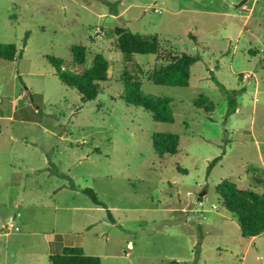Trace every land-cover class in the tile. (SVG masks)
I'll return each instance as SVG.
<instances>
[{"label": "rangeland", "instance_id": "obj_1", "mask_svg": "<svg viewBox=\"0 0 264 264\" xmlns=\"http://www.w3.org/2000/svg\"><path fill=\"white\" fill-rule=\"evenodd\" d=\"M241 1L0 0V43L21 52L0 63V264H51L64 246L100 264H264V232L243 237L216 193L223 179L264 193V0ZM115 27L157 36L161 54L124 57ZM80 43L85 65L70 53ZM169 51L201 56L187 87L147 80ZM97 53L109 77L82 101L48 57L78 72ZM124 71L172 99V122L124 102ZM212 77L238 90L234 112ZM158 132L179 136L176 154L156 153Z\"/></svg>", "mask_w": 264, "mask_h": 264}, {"label": "trees", "instance_id": "obj_2", "mask_svg": "<svg viewBox=\"0 0 264 264\" xmlns=\"http://www.w3.org/2000/svg\"><path fill=\"white\" fill-rule=\"evenodd\" d=\"M110 13L117 14V10L110 7ZM117 49L124 54V57L131 60L135 54L160 55L162 52L161 42L157 36L140 35L122 27L113 29ZM28 33L24 36L25 45ZM71 57L78 65L86 64V46L73 44L70 47ZM21 55L14 43H0V63L12 61ZM165 64L154 68L147 73V80L155 85L187 87L191 76L192 66L200 60L199 54L191 55L186 52L169 51L163 56ZM48 61L57 71L59 80L66 86L74 88L80 95L82 101L95 99L101 91V83L108 80V63L101 53H97L89 66L83 67L80 71L74 72L64 69L62 61L54 57H48ZM142 73L137 64H133ZM213 78V77H212ZM227 95V112L235 111L236 93L238 90H227L219 81L213 78ZM121 82L123 84L122 99L128 105L142 107L151 113L152 119L157 122L169 123L173 121L171 107L172 99L168 96H155L142 91V81L139 75L124 71ZM194 105L202 108L205 113L214 110V104L206 95H200ZM152 146L159 156L164 154L174 155L178 152L179 136L171 132H158L152 137ZM221 156L215 157L207 167V173L212 165ZM257 185L263 183L262 178H254ZM90 201L99 207L107 210L110 220H113L107 206L97 197L93 189L85 187L82 189ZM225 209L237 219L240 233L243 237L252 238L264 232V193H258L249 189H240L236 183L223 179L216 187ZM201 199V198H200ZM114 221V220H113ZM51 264H100V258L94 255H87L79 246H64L60 253L50 254Z\"/></svg>", "mask_w": 264, "mask_h": 264}, {"label": "crops", "instance_id": "obj_3", "mask_svg": "<svg viewBox=\"0 0 264 264\" xmlns=\"http://www.w3.org/2000/svg\"><path fill=\"white\" fill-rule=\"evenodd\" d=\"M0 103H1V100H0ZM14 105H15V104H14ZM16 106H17V105H15L14 108H15ZM12 112L15 113L16 111H15V110H12ZM9 223L12 224V220H8V221H7V224H9ZM10 224H9V225H10ZM252 238H253V237H252Z\"/></svg>", "mask_w": 264, "mask_h": 264}, {"label": "water", "instance_id": "obj_4", "mask_svg": "<svg viewBox=\"0 0 264 264\" xmlns=\"http://www.w3.org/2000/svg\"><path fill=\"white\" fill-rule=\"evenodd\" d=\"M244 2H245V0H243V1L239 2V3H238L236 6H240V5H242ZM203 193H204V192H200V195L202 196V195H203Z\"/></svg>", "mask_w": 264, "mask_h": 264}, {"label": "built area", "instance_id": "obj_5", "mask_svg": "<svg viewBox=\"0 0 264 264\" xmlns=\"http://www.w3.org/2000/svg\"><path fill=\"white\" fill-rule=\"evenodd\" d=\"M215 207V206H214ZM12 225L10 224V227H11ZM17 229V228H16Z\"/></svg>", "mask_w": 264, "mask_h": 264}]
</instances>
